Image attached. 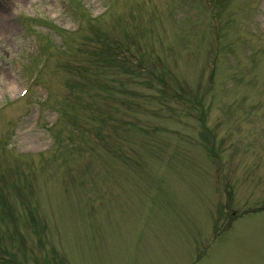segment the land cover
Instances as JSON below:
<instances>
[{
  "label": "rangeland",
  "instance_id": "obj_1",
  "mask_svg": "<svg viewBox=\"0 0 264 264\" xmlns=\"http://www.w3.org/2000/svg\"><path fill=\"white\" fill-rule=\"evenodd\" d=\"M81 2L0 0V264H264V0Z\"/></svg>",
  "mask_w": 264,
  "mask_h": 264
},
{
  "label": "bare ground",
  "instance_id": "obj_2",
  "mask_svg": "<svg viewBox=\"0 0 264 264\" xmlns=\"http://www.w3.org/2000/svg\"><path fill=\"white\" fill-rule=\"evenodd\" d=\"M1 19H2V18H1V16H0V30L3 29V26H4L3 23H2V21H1Z\"/></svg>",
  "mask_w": 264,
  "mask_h": 264
}]
</instances>
